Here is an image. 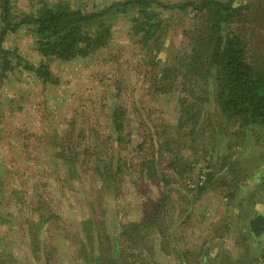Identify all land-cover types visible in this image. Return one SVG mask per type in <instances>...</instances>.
<instances>
[{"label": "rangeland", "instance_id": "1", "mask_svg": "<svg viewBox=\"0 0 264 264\" xmlns=\"http://www.w3.org/2000/svg\"><path fill=\"white\" fill-rule=\"evenodd\" d=\"M15 1L18 11L31 13L44 2L61 0ZM62 1L92 12L126 0ZM154 1L174 5L202 0ZM256 1L260 12L251 13L253 22L247 30L255 56L264 55V0H242L251 8L257 7ZM131 13L118 19L107 47L85 59L53 62L56 86L21 69L8 73L10 82L0 83V264H96L97 255L102 264H264V243L255 246L246 234L250 219L264 209V125L244 130L224 118L206 70L198 86L201 94L208 90L209 101L199 102L195 109L202 113L196 144V159L202 161L194 164L192 180L215 172V182L196 196L197 189L188 193L180 184L165 188L140 176V164L152 151L149 142L143 151L137 150L146 135L164 132L158 141L167 140L166 162L172 159L166 144L171 146L182 135L179 93L156 92L150 79L168 67L178 74L187 72L185 82L191 83L185 62L191 54L190 32L199 19L192 8L186 13L164 11L160 44L148 58L139 38L132 36L130 17L136 12ZM2 48L17 50L29 63L42 62L26 30L8 35ZM115 104L131 117L122 131L129 144L109 139L114 135L110 114ZM182 142L186 148L176 145L175 152L193 159L196 152L189 150V139ZM85 147L93 154L86 162ZM59 154L71 156L63 161L56 159ZM110 158L113 168L123 167L110 176L112 182L102 175ZM253 174L262 178L256 181ZM235 191L233 200L225 197V192ZM86 220L92 225H84ZM93 223L99 234L88 239ZM123 226L127 228L123 239L132 248L125 251L127 259L116 262L109 242L100 250L105 241L101 231L120 239ZM206 253L211 259L202 263Z\"/></svg>", "mask_w": 264, "mask_h": 264}, {"label": "trees", "instance_id": "2", "mask_svg": "<svg viewBox=\"0 0 264 264\" xmlns=\"http://www.w3.org/2000/svg\"><path fill=\"white\" fill-rule=\"evenodd\" d=\"M15 2V0H0L1 84L11 81L8 73L11 72L12 75L15 70L21 69L34 74L43 84L56 86L55 75L50 68L53 62L68 63L77 59H85L107 47L113 38L114 26L118 19L129 16L132 14L131 12H136L135 15L133 14L134 16L130 17L132 36L139 38L137 43L142 45L149 58L152 56L156 45L160 44L159 33L165 24L164 11L178 10L186 13L188 9L192 8L193 12L198 14L195 19H199V23L190 32L194 34L188 39L191 54L185 62V67H188L187 71H191L189 80L191 83L185 82L187 72L181 71V74H178L177 70L172 71L168 67L160 69L150 79L155 81L150 88H153L156 92L161 89L166 96H171L174 92L179 93L177 99L180 104L178 125L182 135L173 141L171 146L169 143L166 144V146H169L170 154H172V159L168 162H166L167 158L163 157L164 143L167 140L163 143L158 141L159 138L165 136L164 132L155 131L156 133L154 132L152 135L148 134L138 145L137 150L143 151L149 142L152 150L140 164L139 173L146 182L157 181V183L164 184L165 188L180 184L188 193L195 192V189H197L196 196L201 195L215 182V172L200 173L203 178H197L196 181L192 180L194 164L197 161H202L196 159L199 151L196 146L199 142V116L202 113L201 111L195 113V109L198 108L197 104L199 102L206 103L209 101L208 90H203L201 94L198 86L199 76L201 74L203 78L205 70L207 80H212V92L215 96L217 109L224 118L240 123V127L244 130L253 126L264 125V55L255 56L251 53V40L247 33L248 27L253 22L250 19L251 13L256 14L258 10L260 12V2L258 1L255 4L257 7L251 8L250 5L242 3V0H202L199 3L191 1L174 5H165L154 0H126L114 3L100 11L95 9L92 12H84L73 9L68 3L61 0L56 3L44 2L31 13L18 11ZM262 11L264 12L263 6ZM21 30H26L28 35L33 36L36 51L42 59L40 64L29 63L20 56L17 50L10 51L2 48L8 35L18 33ZM263 31L264 28L262 27L261 33ZM157 51L160 52L159 49ZM118 90L121 91L120 86ZM203 94L204 96H202ZM189 98L193 102L190 103ZM113 106L115 107H113L114 109L110 114V128L114 135H111L109 139L116 140L115 142L118 143L125 142L129 144L128 138H124L125 135L122 137V131H125V128L130 124L131 117L129 118V114L124 107L117 104ZM75 122L73 119L72 124ZM183 138L189 139L191 144L190 147L188 146L189 150L196 152L193 159L182 153L178 154L174 150L176 145L177 147L186 148V145L182 142ZM204 147H207V145ZM74 150L77 151L76 146ZM74 150L71 149V155L73 156ZM90 150L87 151L85 147L83 151L85 162L93 155ZM71 155H67L65 158L66 155L59 154L56 159L68 161ZM203 161L210 163V160L207 159ZM78 162L77 166H79ZM224 163V160H221V164ZM69 165L73 170L72 168L75 167L73 163L70 162ZM112 166L113 159L110 158L106 170L102 172V175L108 177L109 179H107L111 182L110 176L117 175L123 168L117 165L115 169ZM205 168L209 169L208 166ZM252 176L256 181L260 179L258 174ZM237 185L236 189H239L241 186ZM190 186L192 190L189 189ZM225 186L228 185L225 183ZM235 193L236 191L234 193L225 192V197L233 200ZM87 223H89V226L92 225L91 220H86L83 224ZM112 228L116 231V223ZM126 229L123 226L120 239L116 235L111 236L107 231H101L102 238L105 241L101 242L100 250L104 249L109 242L113 248L112 254H114L116 258L114 261L116 262L127 259L129 256L125 254V251L132 248L128 243V239H123ZM137 231L138 229L135 228V232ZM87 234L88 239H91L94 234H99L94 223L93 228L91 227ZM246 234L253 245L258 246L264 243V209L258 211L250 219ZM89 242L93 246L92 240ZM46 251L47 255H51L49 248L46 247ZM128 254L132 256V251ZM204 257L202 263H207L211 259L210 254L207 253ZM49 261L50 258H46V262ZM95 262L96 264H102L98 255Z\"/></svg>", "mask_w": 264, "mask_h": 264}, {"label": "crops", "instance_id": "3", "mask_svg": "<svg viewBox=\"0 0 264 264\" xmlns=\"http://www.w3.org/2000/svg\"><path fill=\"white\" fill-rule=\"evenodd\" d=\"M262 177H260V179H261Z\"/></svg>", "mask_w": 264, "mask_h": 264}]
</instances>
